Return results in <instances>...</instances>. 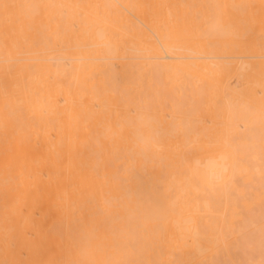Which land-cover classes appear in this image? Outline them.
<instances>
[{
    "label": "bare ground",
    "instance_id": "6f19581e",
    "mask_svg": "<svg viewBox=\"0 0 264 264\" xmlns=\"http://www.w3.org/2000/svg\"><path fill=\"white\" fill-rule=\"evenodd\" d=\"M0 264H264V0H0Z\"/></svg>",
    "mask_w": 264,
    "mask_h": 264
}]
</instances>
